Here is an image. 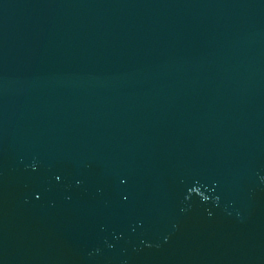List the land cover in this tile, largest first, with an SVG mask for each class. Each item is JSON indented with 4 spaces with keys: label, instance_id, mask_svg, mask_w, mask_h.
I'll return each instance as SVG.
<instances>
[{
    "label": "water",
    "instance_id": "1",
    "mask_svg": "<svg viewBox=\"0 0 264 264\" xmlns=\"http://www.w3.org/2000/svg\"><path fill=\"white\" fill-rule=\"evenodd\" d=\"M0 264H264V0H0Z\"/></svg>",
    "mask_w": 264,
    "mask_h": 264
}]
</instances>
